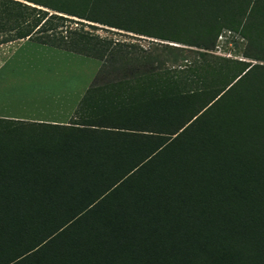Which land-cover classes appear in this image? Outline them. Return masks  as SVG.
<instances>
[{
    "label": "trees",
    "instance_id": "obj_1",
    "mask_svg": "<svg viewBox=\"0 0 264 264\" xmlns=\"http://www.w3.org/2000/svg\"><path fill=\"white\" fill-rule=\"evenodd\" d=\"M263 2L0 0V46L28 40L101 63L69 125L0 119V264H264L261 68L218 88L200 63L227 8L251 15ZM173 19L206 40L144 49L90 24L158 37ZM184 70L202 71L203 86L176 80ZM244 85L255 100L212 124Z\"/></svg>",
    "mask_w": 264,
    "mask_h": 264
},
{
    "label": "rangeland",
    "instance_id": "obj_2",
    "mask_svg": "<svg viewBox=\"0 0 264 264\" xmlns=\"http://www.w3.org/2000/svg\"><path fill=\"white\" fill-rule=\"evenodd\" d=\"M245 5L246 4L241 5L243 11L240 15L227 8V13L221 17L217 27H215L214 23H209V27H206L207 29L205 30L207 31L214 27L221 30L220 35H223L224 39L220 44L222 47L221 51L216 50V48L209 50L207 52L209 57L200 59L201 64L210 66L207 67V70H204L205 72H200H202L201 76L208 80V84L210 82L211 84H214V82H217V80L218 82H222L218 83L219 88L223 84L226 85L232 79V77L239 74L241 70L245 68L248 70L250 67L256 65L261 69L255 72L254 78L257 80L254 82H258L253 87H256L257 84L260 83V87L263 92L264 2L259 4V7L255 8L254 6V9H251L252 14L254 12L253 15L251 14L252 16L249 12L250 9H248L245 13ZM90 24L98 27L95 33L101 37L113 36L119 40L138 43L144 49H147L152 42L159 45L161 49L165 50L166 47L170 46L177 48H187L186 46L178 43L180 42L179 40L182 39L191 41L193 43H200L206 40V37L200 33L202 31L197 30V27H193L196 29L189 28L188 32H184L183 22L179 19H173L169 29L164 28L165 30H152V32H155L158 37L142 36L117 29H112V32L118 33L109 34L106 31L109 29L108 27H104L95 23ZM190 30L196 31L190 32ZM90 32L94 33L93 30H90ZM19 42L2 45L0 47V55H5L12 52L14 57L13 59L16 62L15 64H17V69H14L15 74L13 73L11 76V81L5 86L6 92L11 95H16L17 98L13 100L15 103L19 102L26 104V106L33 110H35V106L41 107V115H43L46 119H56L61 122L67 121L65 123L55 124L69 125L73 122L76 112H74L71 119L66 120L74 100L69 99L67 101L68 105H65L69 107L66 108L64 106L65 100L56 97L62 92L60 91V87H76V90L89 87L96 76L98 68L100 67V63L96 60L87 58H85L84 61H80L79 57L71 54L55 55V53H52V57H49L51 55L48 56L40 53L41 49H36L37 47H31L36 46L34 43L26 44L24 48L19 51V53H15V47H17L18 44H21ZM239 52L241 53L239 54ZM254 58L258 59L254 60ZM20 62L21 65L19 67ZM12 64L13 63L10 65ZM39 64L44 65V68H39ZM200 72L197 70L193 73L187 70L180 71L177 74L176 80L183 82L187 81V83L190 85V87L188 86V89L190 88L191 90H196L197 88H201L203 86L196 82L197 80L195 76ZM247 85L239 87L232 97L222 102L221 106L218 107L216 112L212 115V124L215 120H219L220 118L227 119V112L233 107L234 104L240 105L241 101L249 99L252 100L254 98V96L250 95L253 87ZM43 95L44 98H42ZM257 97L259 98L261 95ZM262 98L264 99L263 96Z\"/></svg>",
    "mask_w": 264,
    "mask_h": 264
},
{
    "label": "crops",
    "instance_id": "obj_3",
    "mask_svg": "<svg viewBox=\"0 0 264 264\" xmlns=\"http://www.w3.org/2000/svg\"><path fill=\"white\" fill-rule=\"evenodd\" d=\"M17 47H15V53H19L20 50L24 48V46L28 43H34L36 46H31V47H37L36 49H41L40 53L45 54V55H51L49 57H52V53H55V55H66V54H71L76 57H79L80 61H84L85 58L84 56L74 54V53H69L63 50L55 49L49 46H44L40 45L36 42H31L28 40H23L20 41ZM33 45V44H32ZM1 47V46H0ZM13 54L7 53L5 55H0V119L4 120H14V121H25V122H31V123H41V124H55V123H65L67 121H58V120H51V119H46L43 115H41V107L35 106V110L29 108L26 106V104L23 103H15L13 100H15L17 97L15 94H8L6 92V84L11 81V76L17 69V64H15V60L13 59ZM87 59H92V58H87ZM95 60V59H93ZM97 61V60H96ZM99 62V61H98ZM13 63L12 65H10ZM100 63V62H99ZM21 65V62L19 64V67ZM39 68H44V65H38ZM101 67V63H100ZM98 68V71L100 69ZM15 69V70H14ZM97 71V73H98ZM12 73V74H11ZM96 73V74H97ZM15 74V73H14ZM91 85V84H90ZM85 87L81 88L80 90H76V87H60L61 94L56 96L57 98H61L65 100V105H68V100L73 99L74 103L71 106V110L69 111V115L67 116L66 120L71 119L73 116L74 112L77 109V106L85 96L87 90L90 88ZM66 92V93H65ZM44 98V95L42 96ZM68 108L69 106H65ZM22 110V112H21Z\"/></svg>",
    "mask_w": 264,
    "mask_h": 264
},
{
    "label": "built area",
    "instance_id": "obj_4",
    "mask_svg": "<svg viewBox=\"0 0 264 264\" xmlns=\"http://www.w3.org/2000/svg\"><path fill=\"white\" fill-rule=\"evenodd\" d=\"M223 39H224V36L223 35H220L219 38H218V43H217L218 45L216 46V50H219V51L222 50L221 49L222 47H221L220 44L223 42Z\"/></svg>",
    "mask_w": 264,
    "mask_h": 264
}]
</instances>
